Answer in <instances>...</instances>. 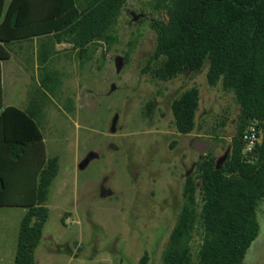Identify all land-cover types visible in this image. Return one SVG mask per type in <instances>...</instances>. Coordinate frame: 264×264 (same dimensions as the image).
I'll use <instances>...</instances> for the list:
<instances>
[{
	"label": "rangeland",
	"instance_id": "obj_1",
	"mask_svg": "<svg viewBox=\"0 0 264 264\" xmlns=\"http://www.w3.org/2000/svg\"><path fill=\"white\" fill-rule=\"evenodd\" d=\"M160 1L125 0L106 31L109 38L90 45L79 62L74 55L52 56L46 68L58 83L45 96L35 89L37 42L16 44L13 52L9 45L10 58L0 66L2 103L34 102L46 157L57 163L34 264H139L143 254L144 264H160L184 201L185 175L194 178L198 211L195 145L205 142L199 153L211 155L216 166L226 157L238 114L232 92L219 82L206 83L205 64L164 81L144 71L154 46L149 23L166 19ZM129 11L141 16L131 22ZM14 64L27 66L23 76L10 71ZM192 86L198 93L194 125L179 134L170 102ZM23 213L20 207H0V264H12ZM256 218L259 231L242 264H264V199ZM198 244L196 225L188 241L190 264Z\"/></svg>",
	"mask_w": 264,
	"mask_h": 264
},
{
	"label": "trees",
	"instance_id": "obj_2",
	"mask_svg": "<svg viewBox=\"0 0 264 264\" xmlns=\"http://www.w3.org/2000/svg\"><path fill=\"white\" fill-rule=\"evenodd\" d=\"M125 0H0V61L9 57V44L48 36L64 42L82 58L90 45L105 41ZM165 20L151 19L154 46L146 69L158 80L195 73L206 65L209 86L218 82L233 94L237 105L235 133L220 166L209 154L196 162L195 182L183 181L181 205L161 253L160 264H190L188 241L197 225L199 244L193 264H242L256 238V209L264 199V0H161ZM51 49L43 47L37 90L45 96L58 83L46 68ZM154 63L152 68L150 64ZM49 84L51 86L49 87ZM198 105L195 87L170 102L173 125L188 134ZM37 107L1 104L0 88V206L24 209L18 223L12 264H34L33 250L47 217L48 185L56 173L55 157H46L37 123ZM261 123L260 143L253 163L240 160V133L245 122ZM145 255L139 259L144 264Z\"/></svg>",
	"mask_w": 264,
	"mask_h": 264
},
{
	"label": "crops",
	"instance_id": "obj_3",
	"mask_svg": "<svg viewBox=\"0 0 264 264\" xmlns=\"http://www.w3.org/2000/svg\"><path fill=\"white\" fill-rule=\"evenodd\" d=\"M9 2V0H4V5H6L7 3ZM33 42H37V53H36V56L39 52V50L43 47H46L48 49H51L52 51V54L50 55V57L47 59V62H46V66H47V63L50 61V59L52 58V56H55V55H58V54H68L70 55L71 57H74L76 58L77 62H79L82 58H79L78 55L76 54V49H71L69 44L67 43H64V42H60V43H53L51 42V40L49 39L48 36H38V37H31L30 39H26V40H20V41H14V42H11L9 45H10V50L13 52V46H15L16 44H20V43H24V44H29V43H33ZM67 46V47H65ZM36 56H35V61L37 62L36 60ZM10 58V53H9V57L5 60H2L0 61V66H1V62L3 61H7L8 59ZM27 66L25 65H16L14 64L13 66H11L10 68V71L14 74V76L18 77V76H23L25 74V72L27 71L26 69ZM34 67L40 69V65H37L36 63L34 64ZM53 71V70H52ZM23 73V74H22ZM37 83L35 85V89L37 90ZM0 88H1V104L3 107L5 106H13V105H10V104H3L2 103V78H1V69H0ZM29 104V101L26 103V104H19L17 108L19 109H25L27 108ZM16 107V106H14ZM40 130V129H39ZM42 137V135H41ZM42 145H43V149H44V143H43V137H42ZM45 153V151H44ZM46 155V154H45ZM0 207H3V206H0ZM21 208V207H20Z\"/></svg>",
	"mask_w": 264,
	"mask_h": 264
},
{
	"label": "built area",
	"instance_id": "obj_4",
	"mask_svg": "<svg viewBox=\"0 0 264 264\" xmlns=\"http://www.w3.org/2000/svg\"><path fill=\"white\" fill-rule=\"evenodd\" d=\"M261 123L256 119H249L245 122L240 133V160L244 163H253L257 159L255 151L256 146L260 143Z\"/></svg>",
	"mask_w": 264,
	"mask_h": 264
},
{
	"label": "water",
	"instance_id": "obj_5",
	"mask_svg": "<svg viewBox=\"0 0 264 264\" xmlns=\"http://www.w3.org/2000/svg\"><path fill=\"white\" fill-rule=\"evenodd\" d=\"M129 15H130V21L131 22H134L138 17L141 16V14H136L133 11H129ZM113 63H114L115 71H119V69L121 67V63H122V58L119 56L115 57ZM111 129H113V128H111ZM196 147L198 148L197 149L198 152H202L207 147V144L205 142L197 143ZM216 164H217V161H216L215 165Z\"/></svg>",
	"mask_w": 264,
	"mask_h": 264
},
{
	"label": "flooded vegetation",
	"instance_id": "obj_6",
	"mask_svg": "<svg viewBox=\"0 0 264 264\" xmlns=\"http://www.w3.org/2000/svg\"><path fill=\"white\" fill-rule=\"evenodd\" d=\"M148 105H149V107L152 109V108L155 107V102H154V101H151V103L148 104ZM147 110H148V109H147ZM149 110H150V109H149ZM197 149H198V148H197L196 145H195V150L197 151ZM197 152H198V151H197ZM201 154H203V153H199V152H198V157H199ZM186 176H189V175H185V177H186ZM185 177H184V178H185ZM183 181H184V180H183ZM261 264H263V263H261Z\"/></svg>",
	"mask_w": 264,
	"mask_h": 264
}]
</instances>
